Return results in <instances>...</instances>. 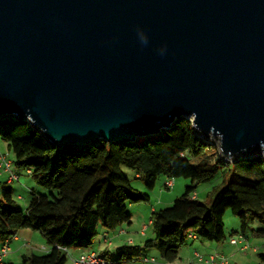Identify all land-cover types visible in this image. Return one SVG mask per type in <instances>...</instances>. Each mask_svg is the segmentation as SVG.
Here are the masks:
<instances>
[{"label": "water", "instance_id": "water-1", "mask_svg": "<svg viewBox=\"0 0 264 264\" xmlns=\"http://www.w3.org/2000/svg\"><path fill=\"white\" fill-rule=\"evenodd\" d=\"M181 117L264 162V0H0V119L81 151Z\"/></svg>", "mask_w": 264, "mask_h": 264}, {"label": "trees", "instance_id": "trees-1", "mask_svg": "<svg viewBox=\"0 0 264 264\" xmlns=\"http://www.w3.org/2000/svg\"><path fill=\"white\" fill-rule=\"evenodd\" d=\"M0 139L13 153L12 166L28 170L34 182L49 191L48 195L32 193L22 211L10 183L0 179V242L32 228L50 247L46 253L31 252L18 263L3 264H66L67 250L89 251L99 228L114 230L130 224L128 203H147L161 176L183 177L189 183L171 205L151 213L152 237L142 246L117 247L116 258L108 257L114 264L141 258L151 248L171 264L189 234L222 242L228 211L238 217L241 235L248 224L256 223L252 234L264 239V162L259 156L225 162L214 145L195 134L186 117L130 142L100 141L81 151L52 147L28 122L8 118L0 119ZM123 168L135 173L144 191L132 186ZM225 168L230 180L214 187L206 201L193 197L197 185ZM262 246L258 264H264V242Z\"/></svg>", "mask_w": 264, "mask_h": 264}, {"label": "rangeland", "instance_id": "rangeland-1", "mask_svg": "<svg viewBox=\"0 0 264 264\" xmlns=\"http://www.w3.org/2000/svg\"><path fill=\"white\" fill-rule=\"evenodd\" d=\"M0 150L1 152L4 154L5 157L9 158L10 161H13V153L11 150L8 149L7 144L2 141L0 139ZM227 169H221L218 173H216V175L208 182L205 183H201L199 185L196 186V194L198 196V200L200 201H206L208 194H210V192L213 190L214 187L222 184L223 180H230L231 176L229 174H227ZM12 170L15 171L16 173H18L20 175V180L17 181L15 180L14 182H12L13 184H11V187L13 189V193H14V198L16 201V206L18 209L24 211L28 201L30 199V196L32 193H37V194H43V195H48L49 191L39 185H37L34 180L31 178L30 175L25 174V170L23 169H16L12 166ZM123 172L124 174L129 178L132 186L134 188H136L139 191H144V187L142 182L135 178V173L128 169V168H123ZM161 179H164V177H160ZM225 178V179H224ZM176 181L177 183V188H172L171 192H175L174 194H177L175 196H179L180 194H182L184 192V187H182L181 183L182 182H186L189 183L188 179H185L183 177H175L174 178V182ZM181 190V191H180ZM180 192V193H178ZM21 196V198L19 197ZM137 205V204H135ZM140 205V204H138ZM141 205H146V203H142ZM150 205V203L148 204V206ZM128 212L131 214V224L128 225L126 223H123V227L126 228L128 230V232H131V235H135L137 238L139 236V232L141 230V227L143 224L146 225V233L147 236L144 237V239H148L152 236V229L150 224L148 223L149 218L147 217L145 219L144 222H142V220H140L138 217H135L132 213V211L130 210V208L128 207ZM257 224H248L245 232H244V237L247 238V243L250 245V248L248 250H246L244 253L240 250L237 249L236 246H232L229 242L230 237H237L238 234H240V221L238 219L237 216L233 215L230 211L226 212L224 217H223V230H224V235H225V239L222 242H209V241H205L199 238H195L193 239L192 237L189 236L186 239V243L184 246H182L178 252V258L181 257L183 258L185 261L187 260L188 256H190L191 254V246L192 243L194 242V247L196 249L195 252H198L201 255H207V254H211V253H220L223 255H230L232 254V256H228L229 261L230 262H236L238 264H258V253L263 251V242L264 239L260 238V237H255L252 234V229L256 228ZM107 232L110 233V235H113V232H111L108 229H105ZM118 230V228H117ZM137 232V233H136ZM129 235V233H128ZM100 237L101 235L98 234L94 241H93V247H95V245H97V243H99L100 241ZM109 243H106L107 245H110L111 243V236H109ZM104 241V240H103ZM113 247H117L118 243H116L115 241H113ZM209 245H212L213 247H210ZM255 248L254 251L253 249ZM76 249L74 248H69L67 250V260H66V264H74L73 263V259H75L76 257L79 256L76 255L74 256L72 253H74L73 251H75ZM194 250V249H193ZM25 251V254L28 255L31 252L33 253H37V254H42V249H38V248H28L27 250H23ZM113 249H110V258L115 259L116 255L115 253H112ZM151 251V255H154L156 257V261L155 262H144V257H146L148 259L147 256H149V252ZM222 251V252H221ZM97 252V251H96ZM194 252V251H193ZM194 252V253H195ZM98 253V252H97ZM193 253V254H194ZM100 254V253H99ZM193 256V255H192ZM178 258L176 260L173 261V263L171 264H177L179 263ZM21 261V258H16L12 261L13 263H18ZM184 261V262H185ZM181 263V264H184ZM124 264H167L165 263L159 256V253L157 252V250L155 249H147L144 252V255L141 258H138L136 260H132L129 262H126Z\"/></svg>", "mask_w": 264, "mask_h": 264}, {"label": "crops", "instance_id": "crops-1", "mask_svg": "<svg viewBox=\"0 0 264 264\" xmlns=\"http://www.w3.org/2000/svg\"><path fill=\"white\" fill-rule=\"evenodd\" d=\"M0 152H1V150H0ZM1 154L4 156V154L2 152H1ZM5 159L10 161V159L7 157H5ZM12 172L18 176L17 181H19L20 175L13 170H12ZM25 174L29 175V171L25 170ZM6 178H7V174H3L0 177V179H2L4 181H7ZM167 180H168V178H166V177H164V179L159 178L157 180L154 189L152 191H150V193H149L150 199L146 203V205H141L142 203H140V205L128 203L127 207L130 208V210L132 211V213L135 217H138L140 220H142V222H144L145 219L148 217L149 220H148L147 224H150V216H151V213L153 211L171 205L173 200L177 197V196H175L177 194H174L175 192H171V189L177 188L176 187L177 183H176V181L174 182V179H170L172 182V186L168 188L165 186V182ZM11 184H13V183L11 182L10 185ZM186 184H187L186 182L181 183L182 187H184ZM178 193H180V192H178ZM19 197L21 198V196H19ZM193 197L198 199L196 192H194ZM149 203H150V205L148 206ZM130 224H128V225H130ZM117 228H118V230H117ZM117 228L114 230H110L111 232H113V235H110V233L107 232L105 230V228H99L98 234L101 235L100 241H99V243H97V245H95V247H93V244H92V247L90 248V250L97 251L98 253H100V255H103V256L106 255L108 258V257H110V249H113L112 253H114L115 249L119 246H122V245L142 246L143 242L147 239V238L144 239V237L147 236L145 224L142 225L141 230L139 232L140 238L139 237L137 238L135 235H131L132 233L128 232V230L123 227V224ZM128 233H129V235H128ZM104 235H106L108 238H110L109 236H111L110 245H107L103 241ZM193 239H195V238H193ZM245 239L247 240L246 237H245ZM113 241L118 243L117 247H113V245H114ZM9 243H10L9 244L10 245V251L4 259L5 263H13L12 261L15 259V257L16 258L17 257L22 258V256L25 255V251H23V250H27L28 248H34V247L38 248V249L40 248V249H42V251H44L42 253H46L50 250V247L46 244V241L41 236V234L32 228H25V229L19 230L12 238H10ZM0 245H1V242H0ZM209 246L213 247L212 245H209ZM193 247H194V242L192 243V246H191V249H192L191 254H190V256H188L186 261L181 257L178 258V256H177V258L179 260V263H177V264H181L184 261H185L184 264H191V261L193 260L192 255L196 251V249ZM83 251H85V250L76 249L75 251H73L74 253H72V254L74 256H76ZM148 252H149V256H147L148 259H153L155 262L157 260L156 257L154 255H151V251H148ZM207 255H209V254H207ZM207 255H205V256H207ZM228 256H232V254H230ZM230 264H238V263L230 262Z\"/></svg>", "mask_w": 264, "mask_h": 264}, {"label": "built area", "instance_id": "built-area-1", "mask_svg": "<svg viewBox=\"0 0 264 264\" xmlns=\"http://www.w3.org/2000/svg\"><path fill=\"white\" fill-rule=\"evenodd\" d=\"M3 174H7V182L11 183L15 180H18V176L12 172V161L5 159V157L0 152V177ZM166 187H171L172 182L168 179L165 182ZM190 237L195 238L193 234H190ZM10 238H6L0 245V264L4 263L5 257L8 255L10 251ZM103 240L105 243H109V239L106 235L103 236ZM229 242L231 245L236 246L238 250L245 252L250 248V245L247 243L245 237L241 234H238L237 237H230ZM254 251L255 248L253 249ZM144 262H154L153 259L144 258ZM74 264H114L111 259L100 255L96 251L89 250L84 251L79 254L78 257L73 259ZM191 264H230L229 258L226 255L220 253H211L207 256L201 255L198 252L193 254V260Z\"/></svg>", "mask_w": 264, "mask_h": 264}]
</instances>
